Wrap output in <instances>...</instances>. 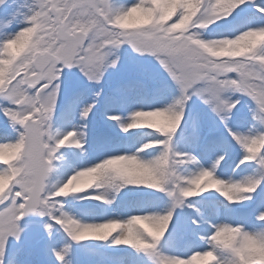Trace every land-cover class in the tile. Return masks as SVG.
Returning a JSON list of instances; mask_svg holds the SVG:
<instances>
[{"label":"snow or ice","instance_id":"6c2138e0","mask_svg":"<svg viewBox=\"0 0 264 264\" xmlns=\"http://www.w3.org/2000/svg\"><path fill=\"white\" fill-rule=\"evenodd\" d=\"M0 7V264H264V0Z\"/></svg>","mask_w":264,"mask_h":264},{"label":"trees","instance_id":"16d2710c","mask_svg":"<svg viewBox=\"0 0 264 264\" xmlns=\"http://www.w3.org/2000/svg\"><path fill=\"white\" fill-rule=\"evenodd\" d=\"M21 2H23V0H12L10 1L9 4H12L13 7H15L16 3H21ZM4 9L5 7H0V14L3 12ZM11 10L12 8H8L6 13H8ZM24 256H26L28 260H31V264H37L38 258L32 253L26 252Z\"/></svg>","mask_w":264,"mask_h":264}]
</instances>
